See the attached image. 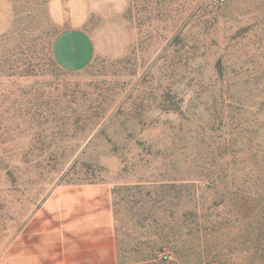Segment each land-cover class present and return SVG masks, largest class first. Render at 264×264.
Here are the masks:
<instances>
[{"label":"rangeland","instance_id":"rangeland-1","mask_svg":"<svg viewBox=\"0 0 264 264\" xmlns=\"http://www.w3.org/2000/svg\"><path fill=\"white\" fill-rule=\"evenodd\" d=\"M2 1L11 18L0 35V264L66 184L111 187L128 261L136 239L144 252L160 239L219 243L231 216L206 182V158L176 157L164 140L179 124V98H198L202 115L206 102V119L215 100L230 98L220 110L227 129L244 128V110L242 121L253 122L245 139L264 147L255 100L264 95V0ZM73 28L93 50L77 69L53 54Z\"/></svg>","mask_w":264,"mask_h":264},{"label":"trees","instance_id":"trees-1","mask_svg":"<svg viewBox=\"0 0 264 264\" xmlns=\"http://www.w3.org/2000/svg\"><path fill=\"white\" fill-rule=\"evenodd\" d=\"M229 99L215 100L212 105L215 113H209L206 119V114L203 117L206 102L202 115L196 113V105L200 104L198 98L189 99L186 104L184 98H179L172 111L179 124L164 140L165 148H171L176 157L206 158V182L214 188L215 197L228 207L226 216H231L230 220L224 219L221 241H206L205 250L201 235L194 247L185 241L160 239L149 243L144 252L141 241L136 239L132 244L131 261L125 259L116 243V264H264V157L256 155L264 153V147L245 139V130L248 131L253 122L242 121L244 110L238 123L244 128L238 132L234 127L227 129L228 116L221 114L220 110L225 108V100ZM255 100L264 106V95ZM229 119L233 120L232 117ZM228 159L231 161H225ZM228 165L232 169H228ZM228 221L234 223L231 230ZM223 226H216V232ZM163 249L173 254V260L159 258Z\"/></svg>","mask_w":264,"mask_h":264},{"label":"crops","instance_id":"crops-1","mask_svg":"<svg viewBox=\"0 0 264 264\" xmlns=\"http://www.w3.org/2000/svg\"><path fill=\"white\" fill-rule=\"evenodd\" d=\"M11 14L0 0V35ZM92 44L80 29L60 33L53 44L57 63L82 68ZM3 264H116L111 187L105 183L60 185L11 240Z\"/></svg>","mask_w":264,"mask_h":264},{"label":"built area","instance_id":"built-area-1","mask_svg":"<svg viewBox=\"0 0 264 264\" xmlns=\"http://www.w3.org/2000/svg\"><path fill=\"white\" fill-rule=\"evenodd\" d=\"M164 259H165V260H170L171 257L166 255V256L164 257Z\"/></svg>","mask_w":264,"mask_h":264}]
</instances>
